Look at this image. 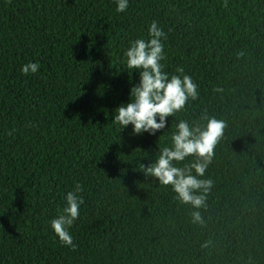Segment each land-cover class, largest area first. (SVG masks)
<instances>
[{
    "label": "trees",
    "instance_id": "1",
    "mask_svg": "<svg viewBox=\"0 0 264 264\" xmlns=\"http://www.w3.org/2000/svg\"><path fill=\"white\" fill-rule=\"evenodd\" d=\"M117 6L0 0V264H264V0ZM153 21L165 33L162 71L183 68L199 95L165 129L137 135L113 119L140 80L124 53ZM29 62L40 68L25 75ZM205 113L228 126L201 177L213 181L201 226L139 166L171 146L180 120L206 123ZM77 183L73 251L51 221Z\"/></svg>",
    "mask_w": 264,
    "mask_h": 264
},
{
    "label": "clouds",
    "instance_id": "2",
    "mask_svg": "<svg viewBox=\"0 0 264 264\" xmlns=\"http://www.w3.org/2000/svg\"><path fill=\"white\" fill-rule=\"evenodd\" d=\"M117 12H124L128 7V0H117ZM228 0H224L227 8ZM161 37L165 33L155 21L149 29V39H137L125 51L128 69L139 71V83L130 90V102L121 104L115 109L113 123L121 125V130L128 125L133 126L134 134L144 132L155 135L156 132L166 128L167 117H174L182 111L187 102L198 98L197 85L192 78L184 75L183 68L176 71L180 75H169L162 71L161 61L164 59V45ZM244 56L239 52L237 58ZM40 68L38 63L29 62L22 67L23 74L36 73ZM214 92H222V88H214ZM264 102V94H261ZM206 123L190 124L180 120L171 135V146H158L159 155L148 166L140 163V171L145 177H152L164 186H171L176 193V199L182 204H189L193 209L192 222L205 225L202 214L198 209L206 208L207 194L210 192L213 181L202 179L209 165L212 163L215 148L224 137L227 122L208 116L201 117ZM11 134V133H9ZM189 157L193 159L183 166H177ZM83 189L80 184L75 185L74 191L66 194V206L59 215L51 221V228L59 238L62 245L76 250V244L69 232V228L79 218L80 206L84 203L79 195ZM211 241L201 245L207 248Z\"/></svg>",
    "mask_w": 264,
    "mask_h": 264
}]
</instances>
